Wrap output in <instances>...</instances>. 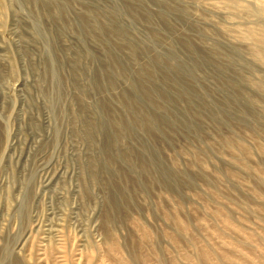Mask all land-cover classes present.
<instances>
[{
  "label": "rangeland",
  "instance_id": "1",
  "mask_svg": "<svg viewBox=\"0 0 264 264\" xmlns=\"http://www.w3.org/2000/svg\"><path fill=\"white\" fill-rule=\"evenodd\" d=\"M185 43L218 65L231 62L240 78L229 70L219 74L217 66L201 60L186 77L192 94L160 87L171 100L165 103L171 117H164L173 127L166 135L133 128L119 138L116 149L128 156L114 169L136 182L125 183L123 223L104 224L113 210L107 198L117 196L107 188L106 174L91 171L104 131L89 135L88 116H99L101 100L120 113L130 81L153 59H160V68L164 62L191 64L195 54ZM50 59L53 76L47 71ZM111 60L124 69L111 73L105 67ZM263 60L264 0H0V243L8 238L21 264L37 262L26 257L31 242L32 248L61 245L63 264H84L85 254L96 264L106 225L125 255L132 242L141 247L139 264H154V248L160 257L195 264L206 245L217 256L225 252L252 264L246 252L254 245L227 231L216 209L225 208L234 224L252 233L264 255ZM157 68L148 86L160 83ZM104 69L111 87L99 77ZM95 76L101 88H93ZM233 92L237 96L231 98ZM243 106L259 118L244 119ZM140 145L153 164L139 173L132 162ZM177 170L190 179H177ZM184 220L191 230L180 232L177 222ZM146 230L150 239H138ZM162 231L180 232L183 240L175 244Z\"/></svg>",
  "mask_w": 264,
  "mask_h": 264
},
{
  "label": "bare ground",
  "instance_id": "2",
  "mask_svg": "<svg viewBox=\"0 0 264 264\" xmlns=\"http://www.w3.org/2000/svg\"><path fill=\"white\" fill-rule=\"evenodd\" d=\"M91 11H92V9H91ZM82 18L81 19L85 24V28L88 29V25L86 22L87 18L83 15H82ZM112 32L113 31L111 30L110 32H105V34H111ZM122 34H124V31L122 32ZM185 48H186V50H188L189 53H192L193 55L195 54L194 55L195 59L193 58L194 61H192L191 64L172 67L169 65V63L164 62L160 68V65H159L160 59H158V58L153 59V61L150 63L149 66L148 65L142 66L140 68V70H138V72L135 74L136 77L134 78L133 81L129 80L130 81V91L127 94H125V96H123V98H122V102H121L122 108H121L120 113L115 112V110L112 109L110 107V105L106 104L105 101L101 100L97 103L99 106V109H100L99 116L97 118L93 115L88 116V121L86 123V125H87L86 127H87V133L89 135H91V133L95 132L96 130L104 131L103 139L101 142V147L99 148V158L96 160L92 159L90 161L91 171H92L93 175L96 174L97 176H98V173L99 174H102V173L106 174L107 175L106 180H105L106 186H107V188H113V190H114L113 193H116V196H117V198L113 199V200L107 198L109 208L113 209V210H112V213L108 214V215H110V216H108V218H107V216L105 217L104 224L113 225V223L119 224L122 222V220H123L122 214H121V212H123V211H121L123 208L122 205L128 204V199L126 196V184L125 183L128 182L132 185L133 182H136V178H134L132 175L128 174L122 168L117 167L114 169V166L116 165V163L120 157L125 158L126 156H128L126 154V151H122L119 149H118L119 151H117L116 148H117V146H119V140H120L119 138L123 135L124 136L128 135L127 133H130L133 128L141 130L142 132H145L147 134H153V133H155V130H157L158 134L164 135L166 132L170 131V129L173 127V125L170 124L169 121L166 120L164 117V116H166V117L168 116L167 119L168 118L170 119V117H171L169 110L166 108L167 104H165V103L170 104L171 100L168 99L169 94H166L163 91H161L160 87L165 86L167 88V86L169 85V87L171 88L170 90H173V94H174V92H176L177 94L179 93V95H183V96L187 93H189V95L192 94L194 92V90L190 86V82H187V78H186L187 75L191 73V69L189 70V67L191 66L194 69L195 67L200 66L202 61L209 62V63H212L215 66H217L220 69L219 74H222L221 72H223V71L229 70V72L231 71L232 74H235L240 78V75L237 73L238 71L237 72L235 70L233 71L234 68H233V65L230 64L231 62L228 63L227 65H224L221 61L222 65H218V61L215 58H213L212 56H203V55H199V54L196 55V53L191 51L192 47L189 44L185 43ZM255 53L261 54V52L259 50H257ZM48 62L49 63L47 65V71H48V73H50V75L53 76V71L51 69L52 68L51 67L52 66L51 59ZM157 66L160 69H162L161 73L160 74L158 73L159 75H161L160 78L156 77V78H159L160 83L158 82V84H161V85L157 84V85H149L148 86L145 83L155 77L154 76L155 75L154 70H155V72L159 70L157 68ZM105 67L109 68V70H111L110 71L111 73H114L116 71H121L122 69H124L123 64H121L117 60H113V61L111 60L110 63H108ZM170 70H173L174 74L176 76H173L174 74L171 76ZM99 75H100L99 77L103 76V78H104L103 82L107 83L110 87L113 86L112 80L110 79V75L108 72H106L105 69L102 71V74H99ZM224 76L227 80H228V78H230V76H228V75H224ZM103 78H101V79H103ZM92 84L95 85L93 88H96V89L101 88L100 80L96 76L94 77ZM158 90L160 91V93H158ZM154 93L155 94L158 93L161 98L156 97L154 95ZM179 95H177V96H179ZM236 96H237V92L236 93L233 92L230 97L232 98V97H236ZM82 109H83V107H82ZM247 109H248L247 106H243V108L241 107L239 110L241 113H243L244 119H246L248 116L255 117L256 119L259 118L257 116V114H251V113H249L250 110L249 109L247 110ZM124 111H125V113H124ZM247 111H248V113H247ZM194 115H197V114L195 113ZM259 145H260V149L264 152V144H259ZM141 148L142 147L140 145L138 148V149H140V151H137V153L134 155V157H133L134 159L132 162L133 163L132 168L134 170L138 171L139 173L144 172V171L147 172V170L150 168V165L153 164V162L151 160L145 159L144 155L141 153ZM142 151H143V149H142ZM242 152H245V151H242ZM110 169L112 171H114V173L112 172V175L110 173ZM178 171L179 170H177L175 172V176L177 179H179V180L185 179L186 180L187 178L190 177V176L187 177L188 175H186L182 172H178ZM163 172H165V171H163ZM165 173L166 174L163 173L164 177L166 176L169 180L168 173L167 172H165ZM232 176H233V174H232ZM262 183H264V182H262ZM213 190L215 192V190H216L215 187H213ZM215 193H217V192H215ZM262 208L264 209V205ZM224 209L221 208V206H219L216 209V212L223 216V219H224L223 224H225L227 231H232L234 233H237L241 237L243 236L246 241L249 240L250 246L254 245V247L251 248L252 252H246V253L251 255V258H253L255 260L252 264H264V255H262L260 253L258 245L257 244L255 245L253 243V242H255V239H254V236H252V233H247L243 229L239 228V226L234 224L229 213L227 211H225ZM184 219H186V218H184ZM223 219H222V221H223ZM177 224H178V229L180 232L183 231L184 229H186V230L188 229L187 231L191 230V226H189L190 224L188 221H185V220L184 221H178ZM105 226L106 225L103 226V229L105 231L104 232V239L102 238L103 240L101 242L98 241L99 243L96 244L97 248H99V247L101 248L100 249V251H101L100 257L102 259L100 258L99 262H97L96 264H139L140 263L139 259H141L140 256L144 257V255H142L143 252L141 253V251H140V250H142L141 247H139L138 245H135V243L133 244V242L131 244L128 243L129 246L127 245L126 247H124L126 250H128L126 252V255H125L124 252L122 251L123 246H121V244L119 243L118 238H116V236H114V235H111V234L109 235L107 230H106V227H108V226H106V227ZM142 229L143 228H141V230ZM217 231H218V229H217ZM162 232H163L162 236L164 238H167V240L169 239L172 242H174L175 244H178V238L181 237L180 232H177V231H175V232H173V231H171V232L162 231ZM262 232H263L262 234H264V228H263ZM217 233H219V231ZM219 234H220V236H222L221 233H219ZM142 236H144V237L148 236V238L150 239V232L148 230H146V232L145 231L140 232L138 239L141 240ZM131 237H133V236H131ZM131 237L129 236V238H128L129 242H130V240H132ZM153 237H156V236H152L151 239H153ZM7 239L4 240L2 243H0V264H21L18 261V259H16L15 254H13L10 251L11 250L10 249L11 247L9 246L10 241H8ZM181 239H182V237H181ZM222 239H223V242H225L228 245H233V247L236 249H239V250L243 249L241 247V243L239 241L228 240V239H226V237H222ZM186 240H188V239L186 238ZM251 240L252 241L254 240V241L252 242ZM30 242H31V240H30ZM124 243H125V241H124ZM188 243L193 244V245L195 244L192 239L188 240ZM30 246L31 247L28 249L29 252L26 254V257L28 258L29 262H30V259H36V261H37L36 264H49V263L50 264H63V262H61V260H62L61 259V252L63 251L62 248L60 247L61 245L57 246L54 244L52 247L49 248L47 246V243H43L41 245L37 244L36 248H34V247L32 248L33 244L31 242ZM62 246H64V245H62ZM136 247L139 250H136ZM154 247H156V246H154ZM154 250H156V249L154 248ZM154 250L152 249L153 252H151L152 254L154 253V255L156 257L154 259L155 260L154 264H178L177 262L174 261V257H172V256L160 257L158 252L154 251ZM137 251H139V253L136 255L135 253ZM62 254H63V252H62ZM168 255H169V253H168ZM91 258L92 257L90 254H85L84 256L82 255L81 261L84 264H93L91 261L92 260ZM186 258H188V256H186ZM80 259L81 258H79V260ZM196 259L197 260L195 261V264H245L240 259L235 260L232 255L225 253V252H223L220 256H217V255H215L214 251H212L209 247H207V245L202 250L201 255L199 257H197ZM102 262H104V263H102Z\"/></svg>",
  "mask_w": 264,
  "mask_h": 264
}]
</instances>
